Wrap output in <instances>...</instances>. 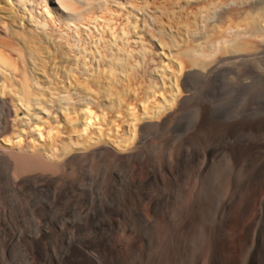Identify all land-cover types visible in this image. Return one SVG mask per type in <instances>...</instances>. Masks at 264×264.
Wrapping results in <instances>:
<instances>
[{
  "label": "bare ground",
  "instance_id": "1",
  "mask_svg": "<svg viewBox=\"0 0 264 264\" xmlns=\"http://www.w3.org/2000/svg\"><path fill=\"white\" fill-rule=\"evenodd\" d=\"M195 1L199 3L201 0ZM84 2L86 3L84 0H0V31L5 37L0 38V102L3 106V118L1 117L0 120V202L5 203L4 207H0V241L3 232L6 230L11 232L10 238L5 243L7 248L0 247V264H10L11 261L13 264H29L18 248V232L23 229L29 233L26 238L27 246L37 258V264H161L158 262V256L156 257L157 247L160 248L162 245L157 244L158 240L160 241L158 238L161 230L156 222L153 223V220L146 218L148 215L144 216L142 200L135 194L136 185L128 183L126 179V164L132 158L140 165L143 162L142 167L145 165L146 170L143 167L145 171L142 173L143 177L139 179L140 182L151 179L158 185L159 194L151 207L153 215L159 218V224L163 225L162 227L166 228L170 235L168 258H165L166 261L162 264H241L245 252V264H264V225L263 228L261 227L260 235L254 228L257 220L264 214V90L262 88L256 97L251 91L250 98L254 99L245 100V97L244 100L247 102H243L245 104L239 107L246 86L240 85L241 87L236 89L227 87L229 84L223 83L225 81L223 73L227 71L217 70L213 83L200 90L201 99L196 100L197 105L189 106L188 102L183 101L178 111L170 112L168 118L175 122L171 136L181 137L176 146L175 165L169 164L165 157L162 166H157L154 161L156 158L151 159L149 155L146 156L147 151L137 146L139 152L134 151L135 153L129 154L130 156L119 158L124 162L123 168L116 164L123 169L121 172L118 173L115 168L111 170L115 182L110 187L109 198L101 197L100 188H96L90 194L88 192L81 194L79 189L81 187L75 180L60 183L61 181H56L57 179L55 182L45 178L47 177L45 174L47 175L49 171L57 172L41 162L44 161L42 155L51 154L49 144L41 141L51 140L54 137L52 125L42 120H50V108L55 102L51 93V83H54L53 69L46 65L48 64L46 60L42 61L44 64L38 63L39 57L37 58L35 49L25 50L24 58L21 53L23 51L11 47L9 43L10 39L17 41L22 44V49H26V42L37 39L51 43L54 35L50 25L53 14H59L61 19L72 28L75 22L82 21L84 17L82 10H80L82 12L77 10L79 14L74 10L75 4L83 5ZM48 6L51 10H48ZM255 24L257 25V22ZM27 29L31 32H27ZM7 36H10V39ZM2 46H8L12 51L18 52L19 59L27 63V68L22 70L21 80L15 78V66L4 55ZM247 48L249 49L250 45L236 47V50H247ZM186 52L191 69L185 77L180 76L179 80L184 79L189 86L190 81L199 83L204 80L202 74L200 75L196 70L204 67L205 62L202 63L199 55L203 57L205 55L199 54L198 49ZM255 70H252L251 78L254 80L263 78L264 75ZM39 75L46 79L44 89L41 90ZM255 82L257 83V80ZM7 91L10 96L8 102L5 100L6 97L4 98ZM228 93L231 94L230 98H225ZM44 94L47 95L46 98H43ZM59 102L58 109L62 111L64 101ZM192 112L198 113L196 115L198 120L195 118L197 120L196 122L194 120L195 123L190 120ZM84 114L86 117L89 116L85 110ZM42 129L46 130V139H43ZM170 140H168L169 144ZM172 149L174 151V148ZM64 155L69 154L66 151ZM13 173L18 175L19 182ZM165 178L169 180L168 188L163 189ZM94 181L92 179L95 184ZM40 183H46L45 192L37 190ZM54 183L59 185L57 190L52 189ZM191 187L195 188L192 196L194 199L185 212L183 208L189 199ZM94 206L98 211L97 215L91 211ZM80 209L92 216L90 229L86 224H81L78 214ZM252 213L255 214L254 219H251ZM35 216L42 218L41 220L52 229L60 228L64 219L68 217L69 220L65 224L68 222L69 230L68 232L61 230L62 236H59L62 240L59 244L54 239L56 236L53 237L47 231L42 233L43 237H40L41 233L38 237L32 234L31 228L35 225L33 222ZM88 221L86 222L89 223ZM119 224H123L122 227L124 226L129 233L126 234L132 236L135 241L128 256L118 252ZM58 230L57 234L60 233Z\"/></svg>",
  "mask_w": 264,
  "mask_h": 264
},
{
  "label": "rangeland",
  "instance_id": "2",
  "mask_svg": "<svg viewBox=\"0 0 264 264\" xmlns=\"http://www.w3.org/2000/svg\"><path fill=\"white\" fill-rule=\"evenodd\" d=\"M84 1L86 3L84 2L83 5L75 4L76 9L74 10H82L84 17H82V21L75 22V26H72V28L67 25L66 21L61 19L62 17L59 14H53L52 21H54L53 23L51 21L50 25L54 35L51 43L37 39L36 41L26 42V49H22V44L7 36L11 40L9 45L23 51L21 53L24 58L25 50L35 49L34 52L37 58L39 57L38 63L44 64L42 61L46 60L45 62H48L46 65L53 69L52 81L54 83H51L52 88H50L55 102L50 108V120H42L47 121L46 123L50 126L52 125L54 137L51 140L41 141V143L43 141H45L43 143H48L51 148V154L47 155L48 157L42 155L44 161L41 162L46 167L57 170V172L49 171L47 175L45 174L48 181L57 179L56 181H61L60 183H67L75 180L82 188H79L81 194H87V192L90 194L96 188H100L101 197L109 198L110 187L115 182L111 170L115 168L114 170L118 173L123 170L121 168H123L124 162L119 160L120 157H127L136 151L139 152L138 148H140L146 150V156L149 155L151 159H159L154 160L157 166H162L165 157L169 164L175 165L176 146H178L181 137L174 135V138H172L171 129L174 128L175 122L169 120L170 112L178 111L183 101L188 102L189 106L197 105L196 100L201 99L200 90L213 83L215 74L219 70L227 71L225 72L226 75L223 73V80H225L223 83L229 84H226L227 87L230 86L236 89V87H241L240 85L246 86L242 100L240 99V104H238L239 107L245 104L243 102H247L245 101L247 98L252 97V95L256 97L262 88L264 90V54L262 53L264 52V0H197L200 4L195 0ZM48 10H51L50 6H48ZM78 11L77 14L82 12L78 13ZM251 17L252 19H250ZM254 21L257 22V25ZM26 31L31 32L29 29ZM3 36V32L0 31V38H5ZM244 45H250V48L241 51L236 50V47ZM226 46L230 47L227 48ZM192 49L196 51L198 49L199 54L203 53L205 55L204 57L199 55L202 63L205 62V68L196 70L200 75L202 74L201 77L205 82L204 80L199 83L190 81L188 86L184 79H179L180 76L181 78L185 77L191 69L186 51ZM2 50L11 64L15 66V78L21 80L23 78L22 70L27 68V63L19 59V53L12 51L10 47L2 46ZM252 70L260 71L259 73L263 76V78H260L261 80L256 79L258 84L255 82L256 80L251 78ZM8 72L10 73V71ZM38 78L40 90L44 89L46 79L41 75ZM177 80L179 81L177 82ZM197 84H200V86ZM251 91L254 92L252 95ZM5 95L6 102L10 101L8 91ZM230 95L228 93L225 98H230ZM46 96L44 94L43 98H46ZM252 99L254 98H250V100ZM61 100L64 101L62 111L58 109ZM84 110L89 113L88 117L85 116ZM192 113L190 120L195 123L198 120V116H196L198 113ZM2 115L3 106L0 102V120L1 117L3 118ZM42 130L43 139H46V130ZM153 132L155 133L153 134ZM169 139H171V145L168 143ZM166 143L168 144L166 145ZM172 148H174V151ZM66 151L69 155L65 156ZM53 158L54 160H52ZM142 163L140 165L136 159L132 158L126 164L125 174L127 182L136 185L135 194L138 199L142 200L144 216L148 215L146 218L153 220V223L156 222L160 228L159 230H161L158 238L160 241L158 240L157 244L164 246L161 245L158 248L157 245L156 257L158 256V262L162 264L168 258L170 235L167 233L166 228L159 224V218L153 215L151 207L159 194L158 185L151 179L145 180V182L139 180L146 170L145 165H143L145 170L142 167ZM159 163L161 164L159 165ZM116 164L122 167H117ZM57 165L59 166L57 167ZM106 172L108 173L106 174ZM13 174L16 175V180L19 182L18 175ZM125 174L123 175L125 176ZM92 179L95 180V184ZM165 179V188L163 187V189L168 188L169 180L168 178ZM45 185L46 183L38 184L37 190L45 192L47 190ZM58 188L59 185L54 183L52 189L57 190ZM102 191L104 192L102 193ZM194 193L195 188L192 189L191 187L189 199H187L183 208L185 212L190 208ZM0 204H2L0 207L5 206L3 202H0ZM94 208L95 206L91 211L94 215H97L98 211ZM145 209H148V211H145ZM80 210L81 212H79ZM80 210L78 214L81 224H86V227L91 228L92 216L87 215L85 210ZM149 210L151 213H149ZM252 214V218H250L254 219L255 214ZM150 215L152 217H149ZM37 217L39 218V216L33 218L35 225L31 228L32 234L38 237L41 233L40 237H43L42 233L47 231L53 237L56 236L54 239L59 244L62 240L61 230L65 232L69 230L68 222L65 224L69 220L68 217H64L62 226L56 228L59 229L60 233L58 234L56 229L49 228L45 221L41 220L42 218L38 219ZM153 217H156L155 220ZM263 219L264 214L257 220L254 227L257 229L258 235H260L264 225ZM65 225L68 227H64ZM122 225L119 224L118 226V229H120L118 230V252L128 256L132 252L135 241L132 236L127 235L129 233ZM65 228L66 230H64ZM10 233V230L3 232L0 241L1 248H7L5 243L10 238ZM18 234V248L23 252L29 264H37V258L27 246L28 231L23 229ZM161 241L164 243H161ZM158 250L160 251L158 252ZM245 257L246 252L241 264H245ZM10 264H13V261Z\"/></svg>",
  "mask_w": 264,
  "mask_h": 264
}]
</instances>
